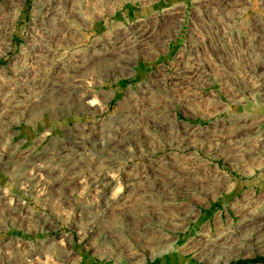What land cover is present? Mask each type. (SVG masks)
<instances>
[{
    "label": "rangeland",
    "instance_id": "obj_1",
    "mask_svg": "<svg viewBox=\"0 0 264 264\" xmlns=\"http://www.w3.org/2000/svg\"><path fill=\"white\" fill-rule=\"evenodd\" d=\"M0 264H264V0H0Z\"/></svg>",
    "mask_w": 264,
    "mask_h": 264
}]
</instances>
